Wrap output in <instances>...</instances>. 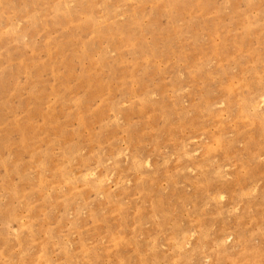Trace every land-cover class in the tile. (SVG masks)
Returning <instances> with one entry per match:
<instances>
[{
    "label": "rangeland",
    "instance_id": "1",
    "mask_svg": "<svg viewBox=\"0 0 264 264\" xmlns=\"http://www.w3.org/2000/svg\"><path fill=\"white\" fill-rule=\"evenodd\" d=\"M263 99L264 0H0V264H264Z\"/></svg>",
    "mask_w": 264,
    "mask_h": 264
},
{
    "label": "bare ground",
    "instance_id": "2",
    "mask_svg": "<svg viewBox=\"0 0 264 264\" xmlns=\"http://www.w3.org/2000/svg\"><path fill=\"white\" fill-rule=\"evenodd\" d=\"M261 99V98H260ZM262 100V99H261ZM264 100V99H263Z\"/></svg>",
    "mask_w": 264,
    "mask_h": 264
}]
</instances>
